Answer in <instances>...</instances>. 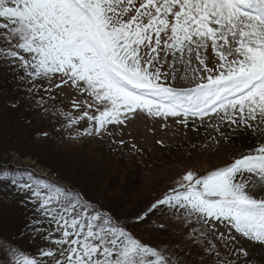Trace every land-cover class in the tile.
Instances as JSON below:
<instances>
[{"label": "snow or ice", "instance_id": "obj_1", "mask_svg": "<svg viewBox=\"0 0 264 264\" xmlns=\"http://www.w3.org/2000/svg\"><path fill=\"white\" fill-rule=\"evenodd\" d=\"M0 68L82 138L112 137L140 115L212 128L217 144L231 139L225 123L264 137V0H0ZM63 87L83 97L79 114L50 109ZM12 185L32 213L19 235L39 244L29 254L0 237V264H244L246 243L264 248V140L206 175L186 170L130 219L32 173ZM153 216L159 232L177 226L171 239L135 235Z\"/></svg>", "mask_w": 264, "mask_h": 264}, {"label": "rangeland", "instance_id": "obj_2", "mask_svg": "<svg viewBox=\"0 0 264 264\" xmlns=\"http://www.w3.org/2000/svg\"><path fill=\"white\" fill-rule=\"evenodd\" d=\"M176 86L190 85L187 80H178ZM52 94L54 102L47 101V103L53 112L59 109L62 112L71 111L79 114L78 110L72 107L73 100L83 98L77 91L63 87L60 90L53 89ZM30 111L29 117L24 113L20 114V116L25 115L22 118L23 123H20L19 129L12 128L10 132L13 134L2 136L0 133V164L29 169L73 187L69 181H64L59 174L42 166L31 155L36 153L43 157L42 160H51L68 168L69 165L75 166V159L79 158L81 160L77 166L82 169L87 166L88 169L84 170L86 172L91 169L94 174L99 172V175L102 174L101 178L106 181L105 186L108 182L111 185L108 186L107 192L104 189L96 190L97 198L94 201L100 204L104 203L105 199L109 200L110 207H113L118 215L129 219L173 186L186 170L191 169L198 175H206L209 171L224 166L242 154L241 145L234 139L239 132L245 134L242 126L236 129L235 126L229 127L225 123L222 131L231 139H222L217 144L213 142L217 133L212 128L201 127L199 133H196L180 126L170 118L165 120L140 115L123 129H113L114 136L106 135L101 140L95 136L82 138L76 130L62 129L63 121L58 112L53 119L51 115L37 110L35 105L31 104ZM86 123L83 121L78 127L82 130ZM2 129L7 130V127L0 125V131ZM44 133L48 135L44 136ZM118 139H123L125 144L114 143V140ZM260 140H264V137L256 138L254 141L256 147L259 146ZM79 170L75 169V171ZM71 174H73L72 178L77 179L82 173ZM85 182L86 185L92 186L91 181ZM6 184L8 180H5L0 173V189L5 188ZM157 216H153L149 224L133 226L132 231L148 243L159 244L171 239L177 226L170 225L169 232H159L151 226L159 222ZM164 220L165 217H160V221ZM220 231H224V228L220 227ZM244 246L248 252V258L244 264H264V261H259L255 257L257 249L259 253H264V248H257L259 245L254 243H246ZM22 249L28 250L29 254L37 253V248L33 249L32 245ZM3 255H0V258H3Z\"/></svg>", "mask_w": 264, "mask_h": 264}, {"label": "trees", "instance_id": "obj_3", "mask_svg": "<svg viewBox=\"0 0 264 264\" xmlns=\"http://www.w3.org/2000/svg\"><path fill=\"white\" fill-rule=\"evenodd\" d=\"M13 105H15V107ZM30 110L31 104L25 99V92L20 90L10 73L5 69L0 68V125L1 127H7V130L2 129V131H0L2 136L13 134L10 132L12 131V128L19 129L18 126L20 123H23V116L26 115L29 117L31 115ZM21 113H24L25 115L20 116ZM31 156L37 159L42 166L47 167L57 175L59 174V177L61 176L64 181H69L74 188H80L85 191L92 200H96L97 198L95 196L96 190L104 189V191L107 192L108 186H111L109 182L105 186L106 181L101 178L102 174L99 175V172L94 174L93 169L86 172L84 170L88 169L87 166H84V169L77 166L79 160H81L79 158L75 159V166L69 165L68 168V166L62 164L53 163L51 160H42L43 157L41 155H36V153ZM76 168L80 170L75 171ZM73 172L78 174L80 172L82 174L76 179V177H71L73 175L71 173ZM0 173L5 180H8V184H6L5 188L2 187L0 189V237L11 240L15 245H19L22 248L32 245L33 249H35L38 247L39 241L33 242L26 236L19 235L26 232L25 225L32 213L19 203L23 197L14 194L15 188L11 181L13 178H17L18 182H24L27 180L29 173H32L34 177H39L41 180L47 177L39 175L29 169L17 168L11 165L3 166L1 164ZM85 173L88 174L86 175ZM85 181H91L92 186L90 187L86 185ZM110 189L115 188L110 187ZM102 193L106 196L104 192ZM100 204L105 207H110L109 200L106 199L104 203ZM0 255H3V253L0 252Z\"/></svg>", "mask_w": 264, "mask_h": 264}, {"label": "bare ground", "instance_id": "obj_4", "mask_svg": "<svg viewBox=\"0 0 264 264\" xmlns=\"http://www.w3.org/2000/svg\"><path fill=\"white\" fill-rule=\"evenodd\" d=\"M238 136H236V143L238 142L240 146V148L242 149V153H247L250 150H252L254 147H256V143L254 142L256 139H252L250 137L247 136V133L242 134V133H237ZM257 248H261L260 246H257ZM263 249V248H261ZM260 251H258L257 249V255L255 256L256 258H258L259 261H264V253H259Z\"/></svg>", "mask_w": 264, "mask_h": 264}]
</instances>
